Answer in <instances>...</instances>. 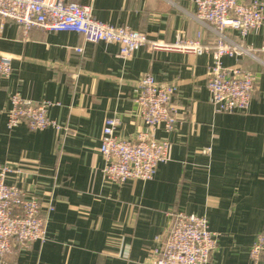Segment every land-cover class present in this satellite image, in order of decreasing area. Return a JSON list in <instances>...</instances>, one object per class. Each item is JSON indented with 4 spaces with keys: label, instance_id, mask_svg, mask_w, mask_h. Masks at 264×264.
<instances>
[{
    "label": "crops",
    "instance_id": "crops-1",
    "mask_svg": "<svg viewBox=\"0 0 264 264\" xmlns=\"http://www.w3.org/2000/svg\"><path fill=\"white\" fill-rule=\"evenodd\" d=\"M66 1L89 5L95 20L129 27L150 40H213L190 18L193 0ZM231 37L259 49L264 27L244 39ZM0 56L9 57L12 67L8 78H0V165L19 170L8 183L37 199L47 218L43 243L14 246L0 264H153L177 212L205 217L217 233L210 264H254L250 249L264 232L263 64L246 57L221 59L224 68L241 66L256 75L248 108L223 114L209 103L211 54L143 47L121 59L112 44H89L75 33L37 28L25 36L6 21L0 26ZM258 56L264 63V54ZM147 74L176 87L177 126L170 133L160 126L154 131L157 140L169 141V160L148 182H109L99 152L104 122L116 118L114 134L126 141L146 130L135 98ZM14 93L34 103H55L47 116L62 130L7 129ZM206 148L210 152L203 154Z\"/></svg>",
    "mask_w": 264,
    "mask_h": 264
},
{
    "label": "built area",
    "instance_id": "built-area-1",
    "mask_svg": "<svg viewBox=\"0 0 264 264\" xmlns=\"http://www.w3.org/2000/svg\"><path fill=\"white\" fill-rule=\"evenodd\" d=\"M190 18L213 35V40L202 44L199 40H185L178 36L173 43L150 40L146 34L126 26L115 27L93 18L89 5L66 0H0V26L10 21L27 35L33 28L46 33L70 32L83 37L89 44L106 43L117 47V56L128 59L136 50L146 47L150 52L181 53L200 56L211 54L213 65L207 78L209 103L214 111L223 114L244 112L255 91L256 75L241 66L224 68L223 57H246L264 63L258 54H264V44L255 49L234 40L236 34L244 39L264 27L262 0H193ZM81 53V48H75ZM11 59L0 56V78L11 75ZM176 87L154 81L150 74L142 77L135 98L138 116L146 128L135 141L115 136L116 118L104 122L99 152L105 160L102 174L106 180L124 184L128 181L148 182L153 179L158 165L169 160L170 143L157 140L154 131L162 127L170 133L177 126L176 107L172 103ZM7 129L25 125L32 131L52 128L62 130L47 116L50 101L34 103L14 93L9 97ZM210 152L206 148L203 154ZM19 174L9 164L0 165V261L3 262L14 246L30 248L32 243L45 241L47 218L42 216L40 202L28 198L19 187L9 184L10 177ZM53 208H49V212ZM218 242L217 233L211 232L205 217L177 212L173 215L162 247L155 250L153 264H210ZM256 264L264 261V232L257 235L249 253Z\"/></svg>",
    "mask_w": 264,
    "mask_h": 264
}]
</instances>
